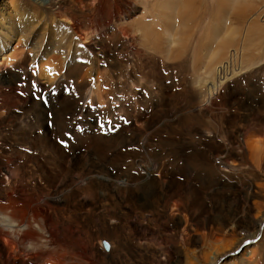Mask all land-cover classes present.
Here are the masks:
<instances>
[{
  "label": "rangeland",
  "instance_id": "1",
  "mask_svg": "<svg viewBox=\"0 0 264 264\" xmlns=\"http://www.w3.org/2000/svg\"><path fill=\"white\" fill-rule=\"evenodd\" d=\"M32 1L23 4L35 17L36 35L22 32L13 21L14 42L0 70V202L7 205L12 200L10 210L19 213L32 208L34 214L49 218V232L59 231L62 238L74 241L62 250L41 248L37 254L59 252L49 262L41 254L38 264H70L71 253L77 258L72 264H240L243 249L256 247L249 244L230 254L237 237L214 235L209 243L195 231L189 214L180 216L183 224L175 227L163 198H155L161 197L165 185H135L131 198L124 190L127 186L120 184L132 179L138 181L131 185L151 182L142 171L148 164L158 166L151 180L163 183L176 161L187 163L190 152L201 151L214 165L213 155L228 149L238 158L233 162L242 164L241 181L251 191L264 185L263 174H250L247 155L242 158L238 149L244 145L243 135L254 132L251 113L260 106L254 87L264 91V11L248 23L264 0H52L51 8ZM143 26L154 35L150 43L134 32ZM243 43L246 54L234 71L238 75L211 99L206 83L215 67ZM14 47L17 51L12 53ZM235 100L251 110L232 106ZM230 101V107L224 104ZM259 109L262 114L257 115L264 121V106ZM239 127L244 128L241 135ZM45 136L58 146L56 151L40 145ZM34 142L40 149L31 146ZM172 152L180 156L174 163ZM140 156L149 160L138 167ZM34 157L43 161L42 174L32 166ZM23 163L29 172L21 177ZM234 173L221 166L215 173L227 195H232L227 185L236 178ZM188 176L186 172L185 179ZM61 190L63 195L46 201ZM199 202L203 212L209 211L201 219L206 214L219 217V210H236L234 204L220 206L205 195ZM254 211L251 220L259 215ZM221 238L226 242L223 250L213 244ZM102 241L111 244V252H105ZM262 255H254L250 264H264Z\"/></svg>",
  "mask_w": 264,
  "mask_h": 264
},
{
  "label": "bare ground",
  "instance_id": "2",
  "mask_svg": "<svg viewBox=\"0 0 264 264\" xmlns=\"http://www.w3.org/2000/svg\"><path fill=\"white\" fill-rule=\"evenodd\" d=\"M23 1L24 0H0V59L3 60V62L5 60V64L0 62V70L3 66L5 67L7 60L9 58L8 53H9L11 46L14 42V38L11 35V32H12L13 27H14L12 25L13 21L17 23L18 28L21 29L22 32H24L28 35L29 34L36 35V31H35L36 29L34 28V25L36 23V22L34 23L35 17L33 16V14H28L26 12L27 7L25 8ZM43 1L44 0H33L32 2H34L35 4H37L41 8L46 6V5L49 6L50 8L53 7L52 0H46V3H44ZM62 3H60V6ZM60 6L58 5L57 8ZM165 7H167V6H165ZM159 8H161V6ZM262 10L264 11V5L261 6L260 9L256 10V12H254L250 15V17L248 18V23L251 22L252 20H255L256 18H259L260 16L262 17V12H263ZM162 16H165V15H162ZM261 19H263V18H261ZM138 27H140V26H138ZM148 27H150V25ZM148 27L143 26V28L142 29L140 28V30H134L135 33H138L141 35L140 38L142 40H144L145 42H149L151 37L154 36L153 33L148 29ZM167 36H169V35H167ZM18 46H20V45H18ZM15 47H17V44L15 45ZM15 47H14V49H12V51H13V52L11 51L12 53L17 51V49H15ZM20 52H22V51H20ZM245 54H246V48H245L244 43H243L241 45V47L239 48V51H236V52L234 51L233 53L229 54V58H227L228 59L227 62H223V63H221V65H218L217 67H215V70L213 71V77H212V79L210 78L211 81L206 83L208 86V96H210V98L216 97L217 94L220 95L222 92V88H223L222 85L226 81H228V80H230L233 77L238 75L234 71H235V69L240 68V65H242L243 55H245ZM10 56H11V54H10ZM215 58H217V57H215ZM238 60H239V62H238ZM214 62H216V61H214ZM233 66H237V67L234 68ZM237 72H240V69ZM211 73H212V71H211ZM254 89H255V94H258L260 97V99H259L260 102L258 104L260 106L258 108L255 107L254 109H252L251 115L252 114H254V115H252V118L250 119V122H249L251 125H253L254 132L253 133H246L245 135H243V136H245L244 137V145H242V146L239 145L238 149L241 150L240 154H242V158H244L243 154L246 153V155H247L246 158H247L249 165H250V167L248 168L251 171L250 174H253L252 171H254V173H256L257 176L259 173H260V176H261V174H263V176H264V126L261 125L262 121H263L262 118L260 119L259 118L260 116L258 117V115H257L258 113L262 114L260 112L261 109H259V108L262 107V105L264 106V93H263L264 91H263V89H259L258 87H256V88L254 87ZM226 94L227 93L224 92V94L221 97L223 99H225ZM231 103L232 102L230 101L229 103H224V104L228 105L230 107L232 105ZM234 105L238 106L239 108H242L244 110V112H246V111L248 112L251 110L248 107L249 105L248 106L245 105V103L240 102V100H237V101L235 100V103L232 106H234ZM5 107H7L6 103H5ZM229 107H226L223 110L229 109ZM242 118L246 119L247 117H244V115H242ZM237 119H239V118H237ZM231 121H232V119H231ZM42 124L39 123L40 128L43 126ZM241 131H244V128L242 129L241 127H239L237 130V134L241 135ZM262 133H263V135H262ZM24 139H25V137H24ZM40 141H41L40 145L43 146V149L48 150V152H50V153L52 150L58 149L57 148L58 146L56 147L55 142L53 140H51V138L49 136H45ZM167 141H169V140H167ZM170 143H171V141H170ZM31 146L33 148L35 147L36 149H40L38 144H36L35 142L33 144H31ZM236 148H237V146H236ZM192 149H194V148H192ZM172 154H173V159L171 157L170 158L171 160L170 159L169 160L172 161L173 163L178 158L180 159V156H178V154L176 152H172ZM62 156L63 155L61 154V157ZM166 156H167V154H166ZM168 156H169V154H168ZM213 156L215 157L216 162H218L219 166L226 167L227 169L231 170L232 172L233 171L235 172L234 175H236V178L235 179L233 178L234 180L232 181V184L227 185L228 191L231 190L232 195H227V192L225 193V192H222L220 190L224 185L220 186V180L219 179L215 180V178H216L215 173H216V170L219 168V166H216L217 165L216 162L213 165L210 161H208L207 156L203 157L201 154V151L200 152H190L187 155V160H188L187 163H185L184 160H181L182 161L181 164L178 165L179 162L177 163V161H176L174 172L171 174L170 179L168 181H163V183H161V181H159V180H151V178H153V177H150V175L155 170L157 171V169H156L157 165L153 166L151 164H148L149 166L146 165V167L143 168L142 171L148 175V177H149L148 179L151 182H142V181H144V180H142V181H139L138 183H135L134 185H131V182L138 181V179H132V181L126 180L125 183L122 182L123 184L121 183L120 185H123V187L127 186L124 190L128 193L129 197H131V195H133V193L131 191H132L133 186H135V185L139 186L140 188H141V186L149 187V186L153 185L154 183L165 185V187H161L162 188L161 197H159L158 195H155V198H156V201H159L161 198H163V203L166 205V208L168 207L172 213V219L174 221L175 227L177 226L179 228L183 224V221L181 220L180 216L182 217L185 214H187V215L189 214L191 216L190 218L192 220L190 222H193L192 225H194V227H196L195 231L199 230L200 233L202 234V237L205 238V240H207L209 243H211V238H213L214 235H217V237L220 236L222 238L226 237L228 235L237 237L235 248L232 251H229L230 254H232L234 251L237 252L238 250H242L243 247L246 245L253 244L256 247V249L254 251L251 247H249L247 249H243L242 254L238 258V262H240V264L241 263L242 264H250L249 259L255 260L253 257L254 255H257V253L259 255V252L261 251V256H263L262 252H264V211L262 210V208L264 206L263 205V203H264V185H262L260 188H258L257 191H251V188L249 187L250 185L243 183L241 181V179L239 178V176L241 174L240 168L242 167V164L234 163L235 161H237L238 158L235 154H232L228 149L227 150H220L219 152H217V154H214ZM232 158H235L236 160L234 161V160H232ZM35 159H36L35 161H32V166H36L38 168L40 174H42L44 172L43 171L44 164L42 163L43 161L41 162V160H42L41 158L40 159L35 158ZM146 159L149 160V157L147 156L146 158H144V156L143 157L140 156L137 159V163L139 164L138 167H141V165H144L143 163L146 161ZM199 160H203L204 163L199 164L200 163ZM241 160L242 159H240V161ZM198 161H199V163H198ZM23 162H24V160H23ZM152 162H153V160H152ZM145 164H146V162H145ZM163 164H165V163H163ZM27 165L28 164H26V163L22 164V166H24V167L21 168V174H22L21 177H23V175H25L26 172H29V169H27V167H28ZM172 167H174V166L172 165ZM185 167H186V171L184 170ZM163 171H164V169H163ZM186 172L189 174V176L185 179ZM159 175H161V174H159ZM164 176H166V175H164ZM164 176H162V177H164ZM251 176L253 177V175H251ZM260 176H259V178H260ZM89 177H90V175L88 176V178L86 177L88 181L91 178V177L90 178ZM178 177H182L184 179L178 180L177 179ZM208 177L211 178V180L206 182ZM145 178H147V177H144V179ZM256 178H258V177H256ZM96 179H99L100 181H109V179H104V178L102 179L99 177ZM149 180H146V181H149ZM163 180H165V179H163ZM186 180H189V181H186ZM111 182H113V181H111ZM214 182H216V183H214ZM211 183H213V184H211ZM0 184H1V181H0ZM259 185H256V186H259ZM216 186H219V188H217ZM72 189H73V186H72ZM72 189H70V191H72ZM125 191L119 190V193L123 194V192H125ZM214 191H216L215 196L213 195ZM55 192L56 193L52 197H49V195H48V197L45 198L46 201L56 200L58 195L64 194L63 190L55 191ZM202 195L208 196L209 198H212L216 202H219L220 206L224 205L223 203H228L230 205L234 204V205H236V210L235 211H229V212L225 211V213H221V211L219 210V212H220L219 217H209V215H207L209 213V211H208V213H207V211L203 212L202 207L200 206V204H202V202H199V201H200ZM61 200H62V198H61ZM151 200H153V199H151ZM57 201H59V200H57ZM198 202H199V204H198ZM12 204H13L12 200L8 201L7 205L2 204V203L0 204V264H26L21 260L24 257L31 259L34 264H38L36 259H39L42 252L40 251L41 254H39V253L37 254V252H39V250L41 248L45 250L48 247L53 246V248L61 249V246H63V245L70 247L71 245L74 244V241H70V239H68V238L67 239L62 238V237H64V235H62V233L60 235L59 231H55V232H49L48 231L49 230L48 225L50 223V220H49V218H46L47 216L44 217V216H41L39 214H34L32 212L33 210L31 211L32 208L28 209L29 213L24 212V211H26L25 209L28 208L27 206H26V208L21 209L22 210L21 213H19V211H16L15 209H14V211L10 210L12 207ZM29 205H30V203H29ZM202 206H205V205H202ZM216 210L217 209H215V211ZM253 210H255L257 212V215L258 214L259 215L254 220H251V212ZM261 210H262V213H261ZM161 211H162V209H161ZM205 213H207L206 214L207 216L205 215L206 217L203 216V219H201V216ZM187 218L186 219L182 218V219L187 221ZM139 220H141V219H139ZM184 227H185V225H184ZM189 227H190V225H189ZM222 238L219 240L216 239L217 241L213 243L214 245H217L218 249L220 248L221 250H223L225 248L224 246H222V244L224 245V243H226V242H223L225 240H223ZM108 244H109V250L105 251L107 253L112 249L111 244L110 243H108ZM218 244H220V245H218ZM208 246H209V244H208ZM218 249H217V251L216 250H214V251L218 252ZM257 251H259V252H257ZM44 252H46V251H44ZM57 252H59V250H54L52 253L46 252V253L42 254V256L45 259H47V261L49 262L50 259H52L55 256L54 253H57ZM66 255L67 254H65V256ZM42 256H41V258L43 259ZM57 256H59V254ZM69 256L73 257L72 262L70 259L68 260L70 262V264L74 263L75 262L74 258H76V257H74L75 256L74 253L69 254ZM59 257H61V256H59ZM247 257H248V259H247ZM45 259H43V260H45ZM212 261L217 262L218 259L213 257ZM246 261L248 263H246ZM57 262H59V261H57ZM260 262L257 261L256 263L258 264ZM39 263L41 264V261ZM54 263H55V261H54ZM75 263H77V262H75ZM62 264H64V263H62ZM85 264H87V263L85 262ZM260 264H262V263H260Z\"/></svg>",
  "mask_w": 264,
  "mask_h": 264
},
{
  "label": "water",
  "instance_id": "3",
  "mask_svg": "<svg viewBox=\"0 0 264 264\" xmlns=\"http://www.w3.org/2000/svg\"><path fill=\"white\" fill-rule=\"evenodd\" d=\"M102 246L105 251L109 250V244L106 241H102Z\"/></svg>",
  "mask_w": 264,
  "mask_h": 264
}]
</instances>
